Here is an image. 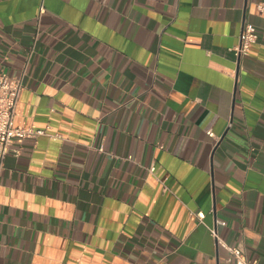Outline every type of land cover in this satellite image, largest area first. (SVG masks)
Instances as JSON below:
<instances>
[{
    "label": "crops",
    "instance_id": "0c3cea01",
    "mask_svg": "<svg viewBox=\"0 0 264 264\" xmlns=\"http://www.w3.org/2000/svg\"><path fill=\"white\" fill-rule=\"evenodd\" d=\"M0 72V264H264V0H0Z\"/></svg>",
    "mask_w": 264,
    "mask_h": 264
},
{
    "label": "built area",
    "instance_id": "2783aa9c",
    "mask_svg": "<svg viewBox=\"0 0 264 264\" xmlns=\"http://www.w3.org/2000/svg\"><path fill=\"white\" fill-rule=\"evenodd\" d=\"M260 10H263L259 6ZM257 30L250 24H244L239 35V42L233 48L234 55L239 67L241 61L250 53L252 46L257 42ZM22 88L20 79H11L0 72V170L3 167L6 155L10 151V146L13 139L23 140L25 138H36L47 135L46 129H33L25 127H16L13 124V118L17 107L19 95ZM207 134L213 137V133L208 131ZM99 151H103L100 145ZM15 153H18L17 151ZM151 173L154 172V167L149 169ZM201 220L202 214L200 212L195 214ZM217 224L225 226V222L216 221ZM210 234L215 240L218 247L223 248L228 256L226 262L230 264H257L256 261H250L245 256L244 252L235 246H231L218 234L216 227L210 229Z\"/></svg>",
    "mask_w": 264,
    "mask_h": 264
}]
</instances>
